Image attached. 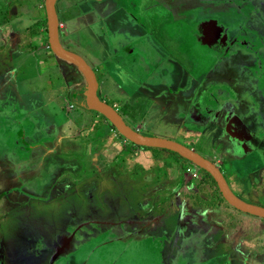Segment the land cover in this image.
<instances>
[{
  "label": "rangeland",
  "instance_id": "obj_1",
  "mask_svg": "<svg viewBox=\"0 0 264 264\" xmlns=\"http://www.w3.org/2000/svg\"><path fill=\"white\" fill-rule=\"evenodd\" d=\"M215 1L56 0L59 39L93 68L99 97L127 124L193 148L220 168L238 197L264 206V141L252 140L257 152L246 154L248 144L239 139L234 145L231 135L235 117L250 103L240 97L260 94L258 79L242 66L248 55L240 62L238 53L221 54L197 36L209 14L232 20L230 5L223 14ZM8 2L0 0V21ZM33 8L24 15L26 27L36 22ZM27 29L32 50L20 44L11 52L0 40V71L12 68L17 78L0 84V110H8L0 113V153L6 146L5 154L14 151L8 165L0 157V264H248L242 255L250 248L261 260L264 218L217 199L213 185L214 193H206L202 168L180 154L133 150L117 136L99 135L103 117L74 94L66 96L69 62ZM257 72L264 97V76ZM245 74L254 77L252 84ZM65 98L73 104L68 111ZM11 106L19 111L9 112ZM38 112L45 115L34 140L29 116L36 124ZM253 116L247 122L256 121L258 138L264 102L262 118ZM44 123L58 135L49 136ZM52 137L54 151L36 149ZM107 139L114 147L105 153L100 147ZM236 254L241 258L233 260Z\"/></svg>",
  "mask_w": 264,
  "mask_h": 264
},
{
  "label": "flooded vegetation",
  "instance_id": "obj_2",
  "mask_svg": "<svg viewBox=\"0 0 264 264\" xmlns=\"http://www.w3.org/2000/svg\"><path fill=\"white\" fill-rule=\"evenodd\" d=\"M215 2V5L217 6L216 9H218L220 13H223V11H225L224 5H230L232 20L228 22L225 17L221 18L216 14L214 16L212 14H209L206 18L210 20H207V22L205 23L206 28L204 30H206L210 26V24L215 23L213 22V20H216L217 26L214 29V32H216V36L215 38L209 39L210 41L206 42L200 39V42L219 49L221 54H226L231 58L233 54L236 55L238 53L239 56L237 59L239 61L240 58H243L244 54L248 55L247 59H245L243 62H240L246 70L252 73V75H254V73L256 74V78L258 79L256 91L260 94L248 93L244 97H240V101L244 100L245 102L250 103L246 105L248 106V110L244 109L246 114L244 113L240 118L234 116L235 124L234 129H231V135L235 136V140H232L231 138L229 139L232 140L234 145L239 144L241 140L245 141L248 144V148L250 147L249 152H247L246 154H249L250 152L254 153L257 152V148L256 145L254 144L253 146L251 142L252 140H255V138L264 141V124H259V127L261 128L257 133V138L255 137L257 131L254 133V130L252 128L253 125H256V121H254V119H251L248 123L247 118H249L250 116L252 118L253 114H257L260 119L262 118L261 104L262 102H264V97L261 96V86L259 85V75L257 74V71L261 70V76H264V56H261V52H264V0H216ZM232 27L234 28V31L231 29ZM204 30L202 27L201 33H203ZM261 36H263L261 39L257 38ZM113 48L115 47L113 46ZM245 75L247 79H251L250 82L252 84L255 80L254 77L248 76V74ZM236 79H238V77H236ZM235 94H237V92H235ZM218 100L220 99L215 98V102H217V105L219 107L220 103H218ZM240 103L236 104V106H240ZM204 110L206 113L211 111L206 107V105ZM211 115H214L213 112L211 113ZM253 117L255 118V116ZM241 118H245L246 121L243 122ZM258 123L261 122L259 121ZM262 154L263 153L261 151V155ZM190 221L191 220L189 219L184 220L185 225H189L191 223ZM41 248L42 246L40 245L39 250H42ZM0 262L3 263L1 260Z\"/></svg>",
  "mask_w": 264,
  "mask_h": 264
},
{
  "label": "water",
  "instance_id": "obj_3",
  "mask_svg": "<svg viewBox=\"0 0 264 264\" xmlns=\"http://www.w3.org/2000/svg\"><path fill=\"white\" fill-rule=\"evenodd\" d=\"M55 3L56 0L44 1L48 46L55 55L75 65L79 72L83 75L85 79V106L104 115L116 128V130L127 140L143 146L159 147L172 150L199 165L202 169L210 173V175L215 180L222 197L229 204L243 212L264 218V206L245 201L238 197L229 187L220 168L212 160L178 141L141 133L137 129L127 124L121 114L112 105L99 97L97 93L98 80L93 68L80 54L64 47L59 39L58 14ZM206 22L207 21L204 23ZM213 22H215V20H213Z\"/></svg>",
  "mask_w": 264,
  "mask_h": 264
},
{
  "label": "crops",
  "instance_id": "obj_4",
  "mask_svg": "<svg viewBox=\"0 0 264 264\" xmlns=\"http://www.w3.org/2000/svg\"><path fill=\"white\" fill-rule=\"evenodd\" d=\"M44 1L45 0H20L19 6H15L14 5V1L13 0H9V2H8V5L9 6L5 8V10H4L5 13L3 14V19H1L2 21H0V40L2 41L1 42V46H9L10 45V47L12 49L11 52L12 51L14 52L20 44H22L24 46H27L28 48H31V50H32V46H34L35 44L32 43L29 39H25L24 38V36H26V37L29 36L27 33H25V31H26L25 29L28 28L27 31L28 30L29 31H32L31 25L26 27L27 24H24V22L26 21V18H25L24 15L26 14V12H28L29 10H31V7H34L35 10L37 11L36 12L37 13L36 22H38V24H39V29H38V31L36 33L34 32V34L38 38H41V39L43 38L44 41H45V38H47V27H46L47 24H46V11H45V6H44ZM6 14H8V15H6ZM44 17H45V20H44ZM35 23H33V24H35ZM33 24H32V26H33ZM3 25H6L5 28H2ZM216 26H217L216 23L210 24V26L206 30H204L203 33L198 34L199 38H200V36H205L208 39L214 38L216 36V32H214L215 31L214 29H215ZM45 29H46V31H45ZM7 36H8V39L6 40L5 37H7ZM12 41H13V43H11ZM204 42H206V41H204ZM39 47L40 48L43 47V50L45 52L47 51L44 48V45H40V46L38 45L37 46V49ZM69 64L72 65V63H70V62H69ZM64 65L67 67V69L70 70L71 73H73V77H70V78L65 77V79L68 82V85H67V89L68 90L66 92V96L67 95H71V94L73 95L74 94L75 99L76 100H79V103L81 105H85L84 104V101H85V96H84L85 79H84L83 75L80 72H78L79 75L78 74H75L73 72V70H71L72 68H71L70 65H67V64H64ZM60 66H61V64H60ZM77 71H79V70H77ZM11 73H12V75L10 76L9 82H6L5 80H2L3 79L2 78L3 76H5L6 74H11ZM69 75H71V74H69ZM12 76H13V69L12 68H9V70H6L4 72L0 71V84L1 85L3 84V86H4L5 84L12 83V81H11L12 79L13 80H17V78L15 79L14 76L12 78ZM16 94H17L16 95L17 96V100H20L21 103H23V100L24 99L21 96L22 94H20V92H18V91H17ZM29 98L27 100H29ZM66 98L64 99L65 100L64 109L66 111H68V110H70L72 108L73 104L70 103V102H68ZM14 109H16V110L19 111V109L16 106H11L9 112L14 111ZM91 110H93V109H91ZM7 111H8L7 109L0 110V113H7ZM26 113H28V112H26ZM44 115L45 114L43 112H41V113L38 112V113L35 114V118L37 120L36 121V124H35L34 121H32L31 117L29 116V119H30L32 125L35 126L34 127L35 128L34 135L36 134V136L33 138L34 140H36V139L39 140L41 138L39 129L37 127V126H39V124H38L39 123L38 122V118L39 117H42V119H43L44 118ZM98 115H95V117L98 116ZM6 116L8 117V114H6ZM97 123H101L102 124L101 125L102 132L99 133V135H102L103 136L104 133H105V139L108 138V137L112 138L114 136H117V137H119V139L122 140L121 143L123 144V146H127L128 145V141L129 140H127L125 137L123 138V137L119 136L118 131L108 121L107 118L104 119L103 122H102V120L99 119V121H97ZM45 125L47 126L46 128H47V131H48L47 133L49 134V136H51V135H56L57 136L58 135V132L54 129V126L50 125V123L49 124H45ZM53 125H54V123H53ZM136 129H137V127H136ZM44 131H46V130H44ZM22 132H23L22 134L25 133L24 130ZM25 135L26 134H24L22 137H25ZM55 140H56V137H52L50 141H48V139H45L44 141H42V143H41L42 145H40V146H36V144H34V145L36 146V149L39 150V152L42 151L44 153L46 152V154H47L48 152H52V151L55 150V147H53V145L55 144ZM107 141L108 142H106V140H105V144L102 143V145L100 147V149L103 151L104 145H105V153H106L107 149L109 150L108 145L111 146L113 144V143H109V140L108 139H107ZM0 142H2V141H0ZM88 142L89 143H92L90 141H88ZM95 146H97V145H95ZM6 147H3V149L5 148V151H3V152L0 153V157H2L3 162L8 165L7 161L13 159L12 157H13V152L14 151H10V152H8V153L5 154V152L7 150ZM113 147L114 146H111V149ZM135 153H137V152L135 151ZM95 155L98 156L99 154L96 152ZM107 160H108V162H110L109 159H107ZM201 209H206V208H201ZM261 241H262L261 244H263L264 240H261ZM257 246H259V243H257ZM263 248H264V244L261 245V249H262L261 250V258H260L261 260H258V261L256 260V258H257V256L259 254H257V252L255 250L251 249V248L250 249H247V251H246V252L249 251L250 252L249 254L242 255V256H244L243 258H244V260L246 262H249L248 264H264V253H263L264 250H263ZM238 258H241V256H239V255L236 254L235 257L233 258V260H237ZM226 259L231 260L229 257H227ZM215 261L216 260H213V262L211 264H216ZM196 264H202V261H198V262H196ZM209 264H210V261H209ZM217 264H224V262L218 261Z\"/></svg>",
  "mask_w": 264,
  "mask_h": 264
},
{
  "label": "trees",
  "instance_id": "obj_5",
  "mask_svg": "<svg viewBox=\"0 0 264 264\" xmlns=\"http://www.w3.org/2000/svg\"><path fill=\"white\" fill-rule=\"evenodd\" d=\"M44 20H45V17H44ZM31 29H32V32H37L38 31V29H39V24H38V22H36L35 24H33V26H31ZM45 31H46V29H45ZM45 42H46V44L48 45V42H47V38H45ZM49 50H50V48H48ZM51 51V50H50ZM94 112H96L97 114H99L101 117H103L104 119H106L101 113H99V112H97V111H95V110H93ZM118 134H119V136H121V137H123L119 132H118ZM124 138V137H123ZM125 147H128V148H130V149H136V148H138V147H147V146H143V145H139V144H136V143H134V142H131V141H128V145L127 146H125ZM149 147V146H148ZM149 148H156V147H149ZM158 149H164V148H158ZM167 151H169V153H172V154H175V155H179V154H177L176 152H174V151H172V150H168V149H166ZM201 173H202V177H203V182H202V186H203V188H206V193H208V194H210V190H211V192L212 193H214V191L211 189V186L213 185V186H215V189L217 190V199H219V196H220V198L222 199V200H224L225 201V199L222 197V195H221V193L219 192V190H218V187H217V185H216V182H215V180L213 179V177L210 175V173H208L206 170H204V169H202L201 170ZM155 177H159V175H157V174H155L154 175ZM168 185H169V183L164 187V189H166L167 187H168ZM188 193L189 192H187L186 193V197L188 196ZM215 196V195H214ZM194 200H195V203H196V201H198V203H199V201H201V200H199V197L198 198H193ZM201 203V202H200ZM218 203H220V201L218 200ZM201 205V204H200Z\"/></svg>",
  "mask_w": 264,
  "mask_h": 264
},
{
  "label": "bare ground",
  "instance_id": "obj_6",
  "mask_svg": "<svg viewBox=\"0 0 264 264\" xmlns=\"http://www.w3.org/2000/svg\"><path fill=\"white\" fill-rule=\"evenodd\" d=\"M206 28L205 23L203 24V30ZM215 38V37H214ZM200 39L204 40V41H210L207 37L205 36H200Z\"/></svg>",
  "mask_w": 264,
  "mask_h": 264
}]
</instances>
